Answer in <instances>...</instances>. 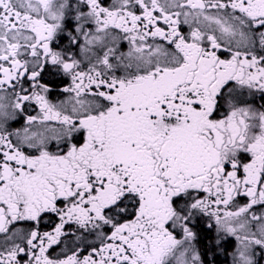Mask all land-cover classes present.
<instances>
[{"label":"snow or ice","instance_id":"obj_1","mask_svg":"<svg viewBox=\"0 0 264 264\" xmlns=\"http://www.w3.org/2000/svg\"><path fill=\"white\" fill-rule=\"evenodd\" d=\"M0 264H264V0H0Z\"/></svg>","mask_w":264,"mask_h":264}]
</instances>
